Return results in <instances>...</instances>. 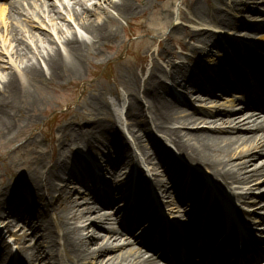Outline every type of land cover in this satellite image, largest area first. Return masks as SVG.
I'll return each instance as SVG.
<instances>
[{
    "label": "bare ground",
    "instance_id": "6f19581e",
    "mask_svg": "<svg viewBox=\"0 0 264 264\" xmlns=\"http://www.w3.org/2000/svg\"><path fill=\"white\" fill-rule=\"evenodd\" d=\"M185 3L187 11H181L170 35L160 41L159 32L154 31L142 53L137 54L138 63L127 75L119 76L128 95L127 131L137 149L145 154V162L153 174L157 195L151 198L153 192L145 196L151 188L143 167L138 168L135 179L130 142L119 126L116 111L94 86L89 87L91 98L83 102L88 113L78 118L68 112L65 123L51 136V156L46 140L38 143L34 132L40 119L37 112L43 106L39 90L82 79L92 57L102 48L111 49L119 39L121 19L143 20L149 9H156L155 0H56L54 5L47 0H7V20L13 23L9 29L10 45L20 65L5 71L1 68L0 73L3 163H8L7 147L23 138L26 141L18 148L19 157H9L21 174L11 166L6 167L15 183L0 177V264H65L59 258L58 245L64 249L69 264H84L88 260L93 264H104L106 260L107 264H164L160 260L166 262V256H160L159 252L166 249V236L160 237L165 229L153 208L156 201L170 207L172 212L177 207L185 209L184 218L192 219L196 212H201L198 221L187 225L190 238L174 256L175 264H196L198 258H193V253L209 260V264L218 261L232 264L231 259L242 252L235 246L233 230L228 231L222 224L228 221L226 214L238 215L248 226L253 224V217L261 216L260 222L264 224V194L256 200L249 198L252 191L264 185V160L258 162L264 158V121L260 122L264 118V92L258 87L264 81V40H261L264 26L258 25L264 22V16L248 5L264 7V0H215L207 2V8L200 0ZM232 6L237 9L228 11ZM6 10L0 9V21L6 17ZM68 17L82 35L74 31L72 23L69 22L73 28L66 25ZM242 18H248L249 23ZM23 19L26 23L38 19L41 24L49 20L61 33L60 44L48 35L25 32L20 26ZM163 20L169 25L174 19L168 12ZM176 32H182L184 37L174 39ZM210 39L214 44H209ZM220 39L235 47L234 54L239 59L219 52L225 55L224 60L205 69L201 61L209 55L211 47L220 49ZM248 43L245 52L249 56L241 57L239 45ZM176 45L180 46L179 51ZM114 64L123 67V62ZM214 92L234 95L229 97L231 108L205 109L215 103ZM192 94L200 107L189 102V112L184 114L179 106L188 102ZM113 95L122 102L118 92ZM250 107L263 112H252ZM29 133L31 136L27 138ZM34 144L37 145L28 153L21 151ZM96 144L107 149L102 165L69 163L72 158L82 157L77 149H83L91 157L96 153ZM167 144L173 145L176 153L195 169L188 170L182 165ZM154 161L157 163L152 168ZM199 170L209 175V180L201 178ZM255 178L259 184H255ZM86 183L92 187L93 204L75 199V193L86 188ZM102 184L106 186L103 195L98 193ZM112 195L118 196L117 202ZM171 196L175 198V207L168 202ZM217 196L228 200L235 209L224 207L222 211L221 205L225 203L213 202ZM105 198L110 200L109 204ZM97 204L101 207L94 206ZM107 205L109 208L105 209ZM112 220L120 224L121 232L107 227ZM90 228L106 235L94 232L89 237ZM145 228L158 231L149 247L154 256L145 257L142 251L114 245L124 234L137 243L140 239L135 238L136 231ZM3 232L19 247V260L14 261ZM220 237L223 238L220 247L208 258L207 249ZM101 239L106 243L100 244ZM30 240L38 243L28 246ZM250 246L245 243L243 252L247 253ZM228 248L233 252L229 254ZM236 264H264V257L258 262L249 259L247 263Z\"/></svg>",
    "mask_w": 264,
    "mask_h": 264
},
{
    "label": "rangeland",
    "instance_id": "374dc122",
    "mask_svg": "<svg viewBox=\"0 0 264 264\" xmlns=\"http://www.w3.org/2000/svg\"><path fill=\"white\" fill-rule=\"evenodd\" d=\"M13 1V0H9ZM56 0H47L49 4L54 5ZM186 1L188 0H155V7L156 9H149L146 13V17L143 20H132V21H125L121 19V30H120V37L118 40H116L111 49H106L102 48L100 51L97 52V55L93 56L91 59V63L89 67L87 68V71L84 74V77L82 79L75 80L74 82H66L64 84H54L50 86H45L41 88L38 92V97L40 100L43 101V106L40 111L37 112V115L39 116L38 124H37V129L34 132L35 136H37V142L42 143L44 140H46L48 144L47 152L48 155L51 156L52 152V144H51V136L54 135L57 131H59L60 126H62L65 123V120L67 118V113L72 112L74 116L81 118L84 113H88L87 110H85V100H89L92 95V91L90 90V86H94L95 89L97 90V93L101 95H104L105 98L112 104V107L117 113L118 119H119V126L120 128L124 131V134L127 138V140L130 142V147H131V157L134 159V172H135V179L138 177V168L141 166L144 168V174L148 179L150 180V188L147 193L145 192V196L150 194L154 190L153 189V183H154V178L153 174L149 172V163H146L145 161V154L141 152L139 149H137V145L134 142L133 138L129 135L127 131V125L128 121L126 118V109L128 107V95L123 87L121 85V82L119 81V76H125L127 75L128 71L131 69L132 66H134L136 63H138V55L142 53V49L145 47L147 42H149L153 36H154V31H158L160 36L159 40L163 41L165 40L170 33L172 32V28L174 24L176 23V19H178L179 14L181 11H187L186 7ZM192 1V0H191ZM249 2V0H247ZM202 6L204 8H207V2H215V0H200ZM251 9L255 10L260 14V16H264V7L261 5H252L248 4ZM7 0H0V9H7ZM237 7L232 6L230 7V10H235ZM9 10V9H7ZM6 10V17L0 21V73L5 71L6 69H9L11 66H19L20 63L19 61L16 60V57L13 55V48L10 45V39L11 37L9 36V29L12 27V21L7 20V14L8 11ZM170 12L173 16V22L170 23L169 25H165L164 22V17L167 15V13ZM66 25H70L72 23L74 25V31L78 32L80 35L83 33L80 30H77V27L74 24V21L70 19L69 17L66 19ZM248 18H242V21L248 22ZM59 22V21H58ZM70 22V23H69ZM183 24H186L181 21ZM249 23V22H248ZM142 24L145 26L142 27ZM187 25V24H186ZM258 25L264 26V22L259 23ZM21 28L26 31H32L33 33H39V34H44L48 35L50 39L56 40L60 44V38H61V33L57 31L56 27H53V24L47 20L45 24H41V20L35 19L32 22H27L25 19H23L22 23L20 24ZM149 31V32H145ZM264 34V30L261 31V34ZM25 39L28 40L29 35L24 34ZM184 37V34L182 32H176L173 34L174 39H179ZM261 40H264V36L262 37ZM222 43V44H221ZM209 44H214V40L210 39ZM220 49H217V47H211L208 51L207 54L209 53L208 56L205 57L203 61H201V64L203 65L205 69H208L209 67H214L215 65L218 64V62H221V60H224L225 55L223 53L230 54L232 57H236L235 59H239L234 53L235 47L230 44L227 41L221 40L220 39ZM248 44H241L239 45L238 50L240 51L239 55L241 57L246 58L245 56H249L246 51V47ZM198 46H202L198 44ZM33 47L36 49V46ZM177 50H180V46L176 45ZM210 51V52H209ZM223 52V53H219ZM138 54V55H137ZM115 61H118L119 63L123 62V67H116L114 64ZM226 69L228 66L225 67ZM221 77H219L220 79ZM118 92L120 96L122 97V102L118 99H116V96L113 95L114 92ZM113 93V94H112ZM196 94V93H194ZM194 94L188 96V102L184 101V104H180L179 109L183 112L184 114L189 112L188 104L189 102L192 103L196 108L200 107V103L194 102L193 97L195 96ZM178 95V94H177ZM234 96V95H228V96H223L219 92H214V98L213 101L215 103L206 105L205 109L207 110H223V109H230L231 104L229 102L232 101V99H229V97ZM228 97V98H227ZM84 102V103H83ZM83 103V104H82ZM249 110H253L252 108ZM262 122V119H260ZM208 125H206L207 127ZM29 133L27 135V138H29L31 135ZM33 134V133H32ZM25 139L23 138L22 141L16 142L12 144L11 146L7 147L5 149L6 155L9 157H14L17 155L19 157V152L18 148L22 146L25 143ZM37 144H34L32 147H29L28 149H25L24 147L21 148V151L23 153H28L29 150L33 149ZM172 150L175 151L173 145L167 144ZM97 149L96 153H94L91 157H87L85 153L83 152V149H77L80 154H82V157L80 158H72L70 160V164L75 166L79 165V163H82L83 165H86L87 163H91L93 166L97 165H102L105 161V158H107V149L105 146H101L99 144H96ZM107 146V145H106ZM18 152V153H17ZM17 153V154H16ZM176 156L179 159V162L188 167V170L195 169V167L189 165L183 158H181L175 151ZM8 157V163L2 161V157H0V177L3 179L5 182H13L11 177L9 176V173L6 170V167L11 166L13 169H15V172L17 174H21V169L16 168L15 164L11 162L10 158ZM16 157V156H15ZM4 158V157H3ZM21 158V157H20ZM17 159V158H16ZM23 159V158H21ZM264 158L258 159V162L263 161ZM23 162V161H22ZM112 163L113 160H112ZM157 163V161H154L152 168H154V165ZM191 167V168H190ZM151 168V169H152ZM198 170V169H197ZM201 172V178L209 180V175H205L204 172L199 170ZM62 174V173H61ZM97 174V173H96ZM99 174V173H98ZM62 176H64L62 174ZM163 182L168 183L167 179L162 177L161 178ZM69 180H71L69 178ZM106 182L108 179H105ZM104 180V181H105ZM255 181L258 180V178L254 179ZM100 181H103V178H100ZM71 183L74 181L71 180ZM253 183V182H252ZM85 184V183H84ZM255 184H259L258 181H256ZM104 185H100V190L98 191L99 194L103 195L104 190H106V186L103 187ZM27 189L28 188H24ZM91 186L90 183H86V188H82L78 191V194L75 193V199L79 198L80 203L86 204V203H91L93 204V199L91 198L90 194L91 193ZM111 192V191H110ZM157 195V191H153ZM80 194V195H79ZM132 197L136 196V192L133 191L131 192ZM264 194V185H260L256 190L252 191V193L249 194L250 200H256V197L261 196ZM154 194H152V197H156ZM149 196V197H150ZM114 201L117 202V197L118 196H113ZM156 200V199H155ZM104 201H106V204L110 203V200L105 198ZM168 202L170 205L175 204V198L170 197L168 199ZM97 206L98 208L101 207L100 204L94 205ZM109 205L104 207L105 209L109 208ZM171 206V207H173ZM175 207V206H174ZM177 207V206H176ZM196 207V204H193V208ZM153 208L156 209V213L160 215L162 225L165 226L166 230L170 234H177V230H182L184 227L187 226L188 223L195 219H199L201 217V212H196L194 217H192L191 221L189 222L190 218H184L185 214H183L185 209H179L178 207L176 209L172 210L170 207L165 206L163 207L161 201H156L155 204L153 205ZM247 211H250L249 207H244ZM191 208H188L187 212H190ZM39 218V217H38ZM256 220L259 217H253ZM197 221V220H196ZM254 225L252 227L257 228L258 231L254 230L253 235L258 236L262 235L264 238V232H260L259 230L262 228L264 229V225L259 223V221H255L253 223ZM78 226H81L82 224H77ZM120 224L114 220L108 222L107 227L113 228L116 231H120ZM142 227V226H141ZM140 227V228H141ZM139 228V229H140ZM139 229L136 231L137 233L135 234V238L139 239V236H141V240H138L137 243L133 242V239L131 236H125L119 239V242H114V245L119 244V246H125L126 249L124 250H134V251H142V253L145 255V257H151L153 256L152 253L146 248L144 244L148 242L149 238H146L147 236V229L145 228L144 230L139 232ZM146 230V231H145ZM145 231V232H144ZM100 233L99 235L104 236L106 235L104 232H100V230H95V228H90L88 230L87 234L93 235V233ZM121 232V231H120ZM86 234V235H87ZM1 235L7 237L6 242L9 244L11 252L13 254V259L14 261L19 260V254H18V246H16L14 243V240L9 237V235H6V232H3ZM98 235V236H99ZM252 238V237H251ZM253 239V238H252ZM105 240H100L99 243L102 244ZM113 242V241H112ZM38 243L37 240H30L28 241V246H35ZM106 243V241H105ZM131 243V244H130ZM134 243V244H133ZM261 251L264 252V244L261 245ZM57 249L59 250V253L61 256H59L60 259L65 264L67 263V257L66 253L64 252V249L58 245ZM122 252V251H120ZM118 252V253H120ZM63 256L65 257V260L63 259ZM107 261H105L104 264H107ZM84 264H93V261H87L84 262ZM112 264V263H111ZM117 264V263H116Z\"/></svg>",
    "mask_w": 264,
    "mask_h": 264
}]
</instances>
